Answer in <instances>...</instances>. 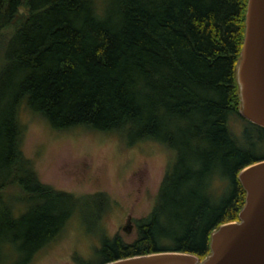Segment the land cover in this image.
I'll use <instances>...</instances> for the list:
<instances>
[{
  "label": "trees",
  "instance_id": "trees-1",
  "mask_svg": "<svg viewBox=\"0 0 264 264\" xmlns=\"http://www.w3.org/2000/svg\"><path fill=\"white\" fill-rule=\"evenodd\" d=\"M247 1L0 0V263L10 231L29 251L14 264H28L81 200L41 182L23 155L22 109L56 131L126 134L171 152L134 240L101 235L92 264L207 257L212 232L244 205L238 173L264 159V127L240 114L235 76Z\"/></svg>",
  "mask_w": 264,
  "mask_h": 264
},
{
  "label": "rangeland",
  "instance_id": "rangeland-1",
  "mask_svg": "<svg viewBox=\"0 0 264 264\" xmlns=\"http://www.w3.org/2000/svg\"><path fill=\"white\" fill-rule=\"evenodd\" d=\"M20 118L21 150L40 181L81 197L57 238L39 248L28 264H92L98 260L94 253L101 235L134 240L135 220L151 211L171 152L157 142L126 134L82 127L56 131L27 109L21 110ZM233 131L238 133L239 122H233ZM128 215L131 229L126 232ZM15 233L10 231L6 238L12 241L4 242L7 264L23 253Z\"/></svg>",
  "mask_w": 264,
  "mask_h": 264
},
{
  "label": "water",
  "instance_id": "water-1",
  "mask_svg": "<svg viewBox=\"0 0 264 264\" xmlns=\"http://www.w3.org/2000/svg\"><path fill=\"white\" fill-rule=\"evenodd\" d=\"M235 76L240 114L264 127V0L247 1ZM238 179L245 190L238 220L212 232L210 253L203 260L190 253L163 251L103 264H264V159L244 167ZM130 229V224L123 227L126 232Z\"/></svg>",
  "mask_w": 264,
  "mask_h": 264
},
{
  "label": "flooded vegetation",
  "instance_id": "flooded-vegetation-1",
  "mask_svg": "<svg viewBox=\"0 0 264 264\" xmlns=\"http://www.w3.org/2000/svg\"><path fill=\"white\" fill-rule=\"evenodd\" d=\"M130 223H131V217L130 215H128L126 218V224H130Z\"/></svg>",
  "mask_w": 264,
  "mask_h": 264
}]
</instances>
